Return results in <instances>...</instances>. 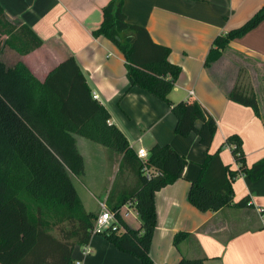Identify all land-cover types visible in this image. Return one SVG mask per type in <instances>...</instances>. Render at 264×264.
<instances>
[{
  "label": "crops",
  "instance_id": "0c3cea01",
  "mask_svg": "<svg viewBox=\"0 0 264 264\" xmlns=\"http://www.w3.org/2000/svg\"><path fill=\"white\" fill-rule=\"evenodd\" d=\"M109 1L0 0L8 21L28 25L43 41L25 55L2 48L0 59L7 67L23 62L43 81L73 56L97 95L94 98L108 108L112 123L126 134L136 154L142 147L149 152L154 144H170L187 158L183 176L155 195L157 226L150 252L154 264H177L182 256L205 258V264H264V176L252 181L241 173L233 182L234 202L249 197V206L201 211L189 201L191 182L201 173L207 148L195 132L176 133V116L165 101L139 87L130 89L120 48L104 35L94 36ZM263 5L264 0H124L123 4L128 22L146 27L154 42L170 47V62L182 68L170 99L198 101L216 119L218 129L209 150L220 149L222 161L232 169L238 165L232 147L224 144L232 134L241 137L249 166L264 158V21L230 41L210 66L205 61L219 34L242 25ZM242 78L257 95L261 117L252 107L229 98ZM76 140L85 160L84 174L92 171V189L85 185L80 189L76 184L80 176L72 175L84 209L98 214L103 202L112 209L110 197L113 204L121 201L136 188V177L127 170L120 175L119 152L80 135ZM125 222L133 228L141 225L134 214ZM181 231L191 237L176 246L174 237ZM89 245L92 251L86 256L85 245L74 248L73 257L81 264H142L101 233L93 234Z\"/></svg>",
  "mask_w": 264,
  "mask_h": 264
},
{
  "label": "trees",
  "instance_id": "16d2710c",
  "mask_svg": "<svg viewBox=\"0 0 264 264\" xmlns=\"http://www.w3.org/2000/svg\"><path fill=\"white\" fill-rule=\"evenodd\" d=\"M123 4L124 0H110L93 34L106 36L120 48L130 89L139 87L165 101L176 116V133L195 132L207 148L201 173L191 182L189 201L201 211L249 206V197L234 202L233 182L241 173L252 181L264 176V158L249 166L238 134L228 136L224 143L232 147L238 168L222 161L220 149L210 152L218 129L216 119L198 101L170 99L182 68L170 62V47L154 42L146 27L127 21ZM262 21L264 5L245 23L214 39L205 65L217 61L230 41ZM0 34L8 35L7 46L21 55L43 43L28 25L8 21L1 4ZM229 98L252 107L261 117L256 93L241 82ZM76 135L122 154L120 175L127 170L136 177V188L117 204L110 197V207L116 211L126 201H135L140 227L123 222V229L111 227L101 234L142 264H154L150 252L157 226L155 195L183 176L188 160L170 144H154L148 159H139L126 134L112 123L108 108L94 98L73 56L54 67L43 81L23 62L7 67L0 59V264H75V246L89 243L98 214L84 209L72 179L85 172ZM151 170L155 172L148 176ZM55 226L59 235L52 231ZM189 237L190 232H178L174 244ZM177 264H205V258L182 256Z\"/></svg>",
  "mask_w": 264,
  "mask_h": 264
},
{
  "label": "built area",
  "instance_id": "2783aa9c",
  "mask_svg": "<svg viewBox=\"0 0 264 264\" xmlns=\"http://www.w3.org/2000/svg\"><path fill=\"white\" fill-rule=\"evenodd\" d=\"M191 94L194 93L193 90L190 91ZM94 97H97L96 94H94ZM137 154L139 158L143 161H146L149 157V152L145 148H139L137 151ZM152 172H155V170L147 171L148 176ZM250 205V202H249ZM138 215V210L135 206V201L129 200L123 203V205L118 209V210H113L110 209L106 203H101V210L98 213L94 225L92 228V234H99L104 231H106L109 228H114V229H123V222H125V219L129 215ZM262 222L264 224V215H262ZM92 249L89 245V243L85 244L84 248V255H89L91 253ZM75 264H81V260H76Z\"/></svg>",
  "mask_w": 264,
  "mask_h": 264
},
{
  "label": "rangeland",
  "instance_id": "374dc122",
  "mask_svg": "<svg viewBox=\"0 0 264 264\" xmlns=\"http://www.w3.org/2000/svg\"><path fill=\"white\" fill-rule=\"evenodd\" d=\"M3 35H6V34H0V51L2 50V48H3V50H2V52H5V53H7V50H10L11 48L9 47V46H7V44H6V40H7V38H5ZM8 36V35H7ZM11 50H13V49H11ZM15 51V50H14ZM242 84H245L246 85V80H244V78H242V80L240 81ZM76 184H77V186L81 189V187L83 186V185H85V186H87V187H89L90 189H92V171L91 170H89V171H87L85 174H83L82 176H80L78 179H76ZM92 191V190H91ZM116 190H114L113 191V193L115 192ZM64 225H67V223H64ZM53 230V232H54V234H56V235H59L58 234V229H57V226H55V227H53L52 228Z\"/></svg>",
  "mask_w": 264,
  "mask_h": 264
}]
</instances>
